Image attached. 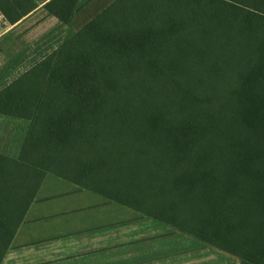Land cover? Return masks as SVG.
I'll use <instances>...</instances> for the list:
<instances>
[{
    "label": "trees",
    "instance_id": "16d2710c",
    "mask_svg": "<svg viewBox=\"0 0 264 264\" xmlns=\"http://www.w3.org/2000/svg\"><path fill=\"white\" fill-rule=\"evenodd\" d=\"M77 1L44 8L68 24ZM0 114L29 121L0 153V258L50 173L264 264V0H114L1 89Z\"/></svg>",
    "mask_w": 264,
    "mask_h": 264
},
{
    "label": "crops",
    "instance_id": "0c3cea01",
    "mask_svg": "<svg viewBox=\"0 0 264 264\" xmlns=\"http://www.w3.org/2000/svg\"><path fill=\"white\" fill-rule=\"evenodd\" d=\"M36 6L0 12V90L114 0H78L68 24ZM29 121L0 114V153L16 158ZM0 264H241L234 254L53 174H46Z\"/></svg>",
    "mask_w": 264,
    "mask_h": 264
}]
</instances>
